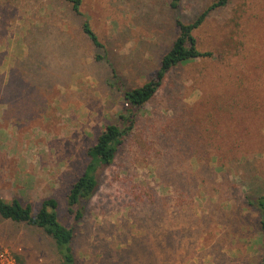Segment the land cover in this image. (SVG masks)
<instances>
[{"label": "rangeland", "instance_id": "obj_1", "mask_svg": "<svg viewBox=\"0 0 264 264\" xmlns=\"http://www.w3.org/2000/svg\"><path fill=\"white\" fill-rule=\"evenodd\" d=\"M82 1L78 14L69 0H0L1 74L29 51L30 31L73 38L71 52L44 67L47 87L20 109L0 103V195L35 214L57 200L61 221L75 229L77 264H260L264 0H228L211 12L195 35L213 57L172 69L137 110L76 221L68 195L102 131L125 126L123 90L156 76L177 18L192 22L218 0H182L177 10L172 0ZM87 20L103 48L84 34ZM3 251L19 264H62L43 229L0 216Z\"/></svg>", "mask_w": 264, "mask_h": 264}, {"label": "trees", "instance_id": "obj_2", "mask_svg": "<svg viewBox=\"0 0 264 264\" xmlns=\"http://www.w3.org/2000/svg\"><path fill=\"white\" fill-rule=\"evenodd\" d=\"M69 1L72 3L73 10L81 14L83 1ZM181 2L182 0H172L171 7L177 10L180 8ZM227 3L228 0L214 2L192 22H185L180 17L177 18V38L171 49L163 56L156 76L143 86L123 90L124 99L130 107L126 111V115H122L125 126L108 125L98 136L95 145L89 148L87 153L89 163L86 172L73 185L68 195L69 214L73 220L77 221L83 217V203L89 201L98 189V176L104 168L114 163L120 148L135 127L137 110L143 108L154 98L168 73L177 66L188 65L196 60H207L213 57V52H204L200 49L195 32L202 27L212 11L226 6ZM83 32L96 47H104L98 35L93 31L89 20L83 23ZM27 38L25 44L29 51L25 53L23 59H15L9 74L0 73V103L16 109H20L26 98L35 96L40 90V85L47 87L48 79L44 67L52 64L57 53L66 56L72 50V48L69 49V46L73 38L68 32L58 28L40 29L38 33L32 30ZM36 40L39 41V44L34 43ZM4 56L5 54L0 50V61L4 62ZM98 59L101 57L98 56ZM255 205L261 212V227L264 231V197L259 198ZM58 207L57 200L46 199L35 214L31 204H23L18 199L7 201L0 195V216L3 219L43 229L54 240L62 264H77L73 249L75 229L61 221ZM18 260L25 263L19 256ZM260 264H264V256Z\"/></svg>", "mask_w": 264, "mask_h": 264}, {"label": "built area", "instance_id": "obj_3", "mask_svg": "<svg viewBox=\"0 0 264 264\" xmlns=\"http://www.w3.org/2000/svg\"><path fill=\"white\" fill-rule=\"evenodd\" d=\"M0 264H19L17 260L8 252H0Z\"/></svg>", "mask_w": 264, "mask_h": 264}]
</instances>
